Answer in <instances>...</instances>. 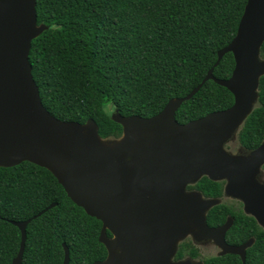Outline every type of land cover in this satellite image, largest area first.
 <instances>
[{
  "label": "water",
  "instance_id": "water-1",
  "mask_svg": "<svg viewBox=\"0 0 264 264\" xmlns=\"http://www.w3.org/2000/svg\"><path fill=\"white\" fill-rule=\"evenodd\" d=\"M36 6L37 0H0V168L31 163L48 170L77 207L102 223L99 241L108 257L94 264H190L173 262L178 244L188 236L213 239L223 255L241 256L246 264L250 244L229 247L224 242L230 223L219 230L206 226L205 214L219 202L187 188L205 176L227 180L228 193L241 199L264 229V186L256 181L264 143L249 157L225 150L259 99L264 0H248L237 36L189 96L170 101L152 118L124 117L116 109L112 119L123 127L116 141L102 140L92 119L84 125L62 122L44 107L29 60L33 41L48 30L37 24ZM228 54L235 59L233 74L217 79L214 69ZM209 81L227 89L234 105L178 123L181 107ZM31 222L13 223L22 243L12 264H23ZM64 249V264H70V250Z\"/></svg>",
  "mask_w": 264,
  "mask_h": 264
},
{
  "label": "trees",
  "instance_id": "trees-1",
  "mask_svg": "<svg viewBox=\"0 0 264 264\" xmlns=\"http://www.w3.org/2000/svg\"><path fill=\"white\" fill-rule=\"evenodd\" d=\"M247 3L37 0V24L48 30L33 41L29 60L42 103L62 122L84 125L92 119L102 140H119L123 127L108 109H117L124 117L152 118L170 101L189 96L215 67L218 53L237 36ZM234 69L235 59L228 54L214 69V77L229 80ZM258 95L253 113L239 131L247 150L264 142V77ZM233 105L234 96L209 81L184 103L176 120L186 125ZM203 182L206 197L221 196L214 188L218 184L207 179L198 186ZM53 204L57 206L34 219ZM213 211L224 215L221 207ZM28 220L32 222L23 264H64V245L70 250V264H94L108 256L99 241L102 223L77 207L52 173L31 163L0 168V264H12L20 247V231L10 221ZM246 231L244 239L255 236L253 225L247 223ZM188 250L197 258L191 245L184 244L176 260L186 257ZM253 251L256 256L250 264H264V243ZM207 264L243 263L230 255Z\"/></svg>",
  "mask_w": 264,
  "mask_h": 264
},
{
  "label": "flooded vegetation",
  "instance_id": "flooded-vegetation-1",
  "mask_svg": "<svg viewBox=\"0 0 264 264\" xmlns=\"http://www.w3.org/2000/svg\"><path fill=\"white\" fill-rule=\"evenodd\" d=\"M243 124H242V126H243ZM241 127H240V129H241ZM237 140H238V143L241 146V150H242V154L241 155H233L232 152H229L226 149V146H227L226 144L228 142L225 144V149L227 150L228 153H230L233 156L249 157V156L252 155V153L256 149L259 148L258 147V148L253 149V150H247L244 147H242V145H241V143L239 141V133L237 135ZM207 179L210 180L212 183L218 184V186L214 185V188H215V191L219 192V194H220V191H221V196L219 195L218 197H210V198L205 196L206 192L201 190V188L205 186L207 181L203 182L202 185H200V187L198 186V184H200L201 181H204V180H207ZM256 181L261 186H264V165L260 168V170H259V172H258V174L256 176ZM194 186L199 187V189H189V187H194ZM227 188H228V181L227 180H223V181H219V182L217 181L216 182V181H212L209 177L205 176L198 183H196L195 185L188 186L187 191L188 192L200 193L204 200H217L219 202L217 206L211 208L205 214L206 226H207V228L212 229V230H219V229H223L225 227V225L230 223L231 226H230L229 230H227V232H225L224 242L229 247H242V246H244L246 244H250L246 248V251H245L246 264H250L251 262H253L255 260L256 253L253 251L254 248L258 245V243H264V239H260L259 240L257 238V235H262V236L264 235V229L258 223V221L256 220V218L253 215L248 214L246 212L244 202L241 199H239V198L231 196L228 193ZM225 199H228V201L230 199V204L225 203L226 202ZM216 207H221L223 212H224V215L220 216L218 213H215L213 210H215ZM223 217L225 218L224 223H222V221H221V220H223ZM22 222H27V221H20V222L10 221L11 225H13V223H22ZM247 223L254 226V228H255V236H250L248 239H244V236H242V234L247 232L246 231V224ZM107 237L109 239H112L113 235L110 232H107ZM27 240H28V238H27ZM27 242L28 241H26V244H27ZM19 243H20V246H21V243H22V233H21V231H20V242ZM184 244H187L189 246L191 245L192 249H194L197 252V255H198L197 258L191 257L190 256L191 251L188 250L186 257H184L181 260H176V256H177L179 250L181 249L182 245H184ZM208 248L209 249L210 248L211 249L212 248L213 249H217L218 252L215 253L214 255H212L210 253L208 254V251H206ZM19 251H20V247H19ZM19 251H18V254H19ZM18 254H17V256H18ZM223 254H224L223 249L221 247H219L218 244L213 239H208V238H204L203 239L202 238L201 241H197L193 236H188L185 240H183L182 242H180L178 244L177 253H176V256L173 259V262L174 263L189 262L190 264H207L208 261H210L212 259H217V258L230 256V255H223ZM17 256L13 259V261L17 258ZM231 256L238 257L241 260V262L244 264L243 258L241 256H236V255H231ZM24 257H25V255H24ZM13 261H12V263H13Z\"/></svg>",
  "mask_w": 264,
  "mask_h": 264
},
{
  "label": "rangeland",
  "instance_id": "rangeland-1",
  "mask_svg": "<svg viewBox=\"0 0 264 264\" xmlns=\"http://www.w3.org/2000/svg\"><path fill=\"white\" fill-rule=\"evenodd\" d=\"M260 61H264V60H262V58L260 57ZM115 110L116 109H114L112 107H110L108 109V113L111 115V117L115 115ZM239 131H240V128L237 130V132L232 136V138L226 144L227 145L226 146V149L229 152H232L233 155H241L242 154L241 146H240V144L238 143V140H237V135H238ZM225 201H226L225 203L230 204V199H229V201H228V199H225ZM206 251H208V254L210 253L212 255H214L215 253L218 252L217 249H213V248L212 249L211 248L210 249L208 248Z\"/></svg>",
  "mask_w": 264,
  "mask_h": 264
},
{
  "label": "clouds",
  "instance_id": "clouds-1",
  "mask_svg": "<svg viewBox=\"0 0 264 264\" xmlns=\"http://www.w3.org/2000/svg\"><path fill=\"white\" fill-rule=\"evenodd\" d=\"M245 123V122H244Z\"/></svg>",
  "mask_w": 264,
  "mask_h": 264
}]
</instances>
